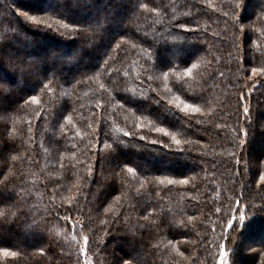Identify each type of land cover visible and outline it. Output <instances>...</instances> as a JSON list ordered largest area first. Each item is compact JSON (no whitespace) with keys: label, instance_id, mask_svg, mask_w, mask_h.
Returning a JSON list of instances; mask_svg holds the SVG:
<instances>
[{"label":"trees","instance_id":"16d2710c","mask_svg":"<svg viewBox=\"0 0 264 264\" xmlns=\"http://www.w3.org/2000/svg\"><path fill=\"white\" fill-rule=\"evenodd\" d=\"M6 49L29 55L5 64ZM253 66L264 0H0V249L17 253L0 264H218L228 240V264H264Z\"/></svg>","mask_w":264,"mask_h":264},{"label":"snow or ice","instance_id":"6c2138e0","mask_svg":"<svg viewBox=\"0 0 264 264\" xmlns=\"http://www.w3.org/2000/svg\"><path fill=\"white\" fill-rule=\"evenodd\" d=\"M141 7H143V8H147V4H143V5H141ZM235 7H240V4L237 3V4L235 5ZM151 11L155 12V11H156V8H152ZM223 15H224L226 18H229V17H230V13H229V12H225ZM27 19H29V20H31V21H34V22H41V23H43V21L39 20V19H38L37 17H35V16H28ZM227 22H228V21L226 20V23H227ZM231 23L233 24V26L237 25V24H238V18L232 16V17H231ZM48 26L50 27V25H48ZM64 27H68V25H64ZM180 27H181L184 31H186V32H188V31H194V30H195V29L187 28V27H185L184 25H180ZM117 47H119V45H117ZM192 67L195 68L196 65L193 64ZM190 71H191V69H188V71H187L185 74H186V75L189 74ZM238 71H240V72H242V73H245V70H244L243 66H241V67L238 69ZM245 74H246V73H245ZM221 75H223V73H221ZM165 76H167V73H165ZM214 76H215V72L211 73L210 76H209V78H213ZM256 77L264 78V67H255V66H253V67L250 68V75H247V81H251L253 78H256ZM149 79H151V77H149ZM45 87H47V85H45ZM101 88H103V85H101ZM31 99H32V100H35L36 97H35V96H32ZM239 99H240V101H243V99H244L243 94L240 95ZM177 100L179 101L180 104H184V108H182L181 111H187V110L190 109L192 112H196V113L201 112V108L197 107L195 104H187V103H184V101H183V100H180L179 97H177ZM168 103L171 104L172 101H168ZM97 106H99V104H98ZM209 111H210V109H209ZM243 112H244L245 116H247V115L250 113V109L247 108V107H245V108H243ZM61 127H63V126H61ZM29 131H31V129H29ZM156 131H157V132H162V133H164L165 135H168V133L165 131L164 128H157ZM78 134H79V133H78ZM125 135H126V136L129 135V133H125ZM141 139H143V137H141ZM173 139H175V136H174V135H173ZM152 143H156V141H153ZM176 143L179 144L180 141L177 140ZM241 143H244V141H241ZM164 147H167V145H164ZM12 160L15 161V160H16V157H15V156L12 157ZM92 171H93V169L90 168V169H89V172L91 173ZM127 171H128V172H132L133 169H132L131 167H129V168H127ZM6 180H7V177H5V181H6ZM260 181L264 182V175H261V176H260ZM169 183H170V184H171V183L187 184L188 181H187V180L169 181ZM261 186H264V184H262ZM65 202L71 204V203H72V199H71V197H68V198L66 199ZM108 210H109V209H105L106 212H107ZM217 211H219V209H218ZM63 219L67 222L68 219H69V217L65 216V217H63ZM144 219H147V217H144ZM188 219H189V221H191L193 218H192V217H188ZM241 219H243V216H241ZM100 223L103 224L104 221L101 220ZM228 223H229V227H231V226L233 225V221H229ZM87 239H88V238L85 237V241H87ZM219 247H220V255L223 257V256H224V250H223L224 246L221 244V245H219ZM0 251H3L4 256H16V255H17L16 252H11V253H10V252L8 251V248L0 249ZM40 251H41V253H43V252H44V249L42 248ZM81 251H83V250H81ZM181 255H182V253H181ZM122 264H129V260H123V261H122Z\"/></svg>","mask_w":264,"mask_h":264},{"label":"rangeland","instance_id":"374dc122","mask_svg":"<svg viewBox=\"0 0 264 264\" xmlns=\"http://www.w3.org/2000/svg\"><path fill=\"white\" fill-rule=\"evenodd\" d=\"M57 1L60 4V3H62L65 0H57ZM115 2H118V0H115ZM10 4H11L12 9L14 8L15 10L18 11L17 7L19 5H15V2L14 3L11 2ZM104 4L105 3L103 1H100L98 3L99 6H104ZM131 8L132 7L129 8V11L132 10ZM46 52H47L46 54H42V56H41L42 60H44L46 63L53 64V65L55 64L56 65V64H58L60 62H64L66 66H67L66 63H68V64L70 63V56H72L70 51L60 52L58 50L57 51L54 50L52 47H48ZM72 52H73V57H76V56L79 57V54H76L75 51H72ZM25 55L27 56L29 54L26 53V52L23 53L21 50H13V49L8 50V49H6V51L4 50V52L1 54V61L4 62L5 64H7V62H10L12 60L18 61V60L23 59L24 57H26ZM82 62L84 63V65H86L88 63V61H86V60H83ZM20 80H21V78L18 77L17 81H20ZM2 105H3V103L0 102V107L4 108ZM21 153L22 152H19L18 155H20ZM7 173H8V175H12V170L9 169L7 171ZM251 238L247 237V239H245V240L240 239V241H242L241 244L245 248L244 249L245 250L244 253H248V252L251 253L253 250H257L256 247L252 248V246L256 244V241H255L256 239H254L253 237H251ZM230 244H231V241L228 240V242H226L225 248L223 249L224 250V256L222 257L220 255V258L218 260V264H228V257L227 256H228V253H229L228 247L230 246ZM240 262H241V260H239V262L237 264H241Z\"/></svg>","mask_w":264,"mask_h":264}]
</instances>
